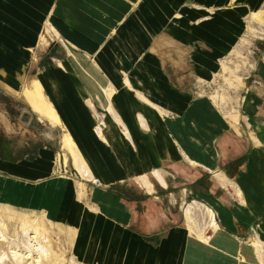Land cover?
Returning <instances> with one entry per match:
<instances>
[{
  "label": "crops",
  "instance_id": "1",
  "mask_svg": "<svg viewBox=\"0 0 264 264\" xmlns=\"http://www.w3.org/2000/svg\"><path fill=\"white\" fill-rule=\"evenodd\" d=\"M249 1L255 8L257 0ZM232 3L233 0H0V30L6 31L0 33V83L6 92L22 99L20 112L5 114L2 119L10 134L11 157L0 153V174L9 173L34 184L43 181L47 187H58L68 194L63 196L64 206L71 215L67 225L76 227L72 236L78 260L88 264H174L162 254L183 239L181 252L177 253L181 264L189 263L193 244L184 227L158 231V216L149 213V222L132 228L128 219L136 207L130 202L119 204L111 196L80 201L72 193L73 184H69V190L68 183L55 176L54 159L58 155L41 145L52 138L55 130L64 128L98 183L118 185L135 179L150 198L155 194L143 187L138 176L153 174L154 169L163 174L165 163L178 166L184 164L182 159L186 166L194 168L199 164L197 156H207L196 153L200 150L194 139L196 129L200 130L196 136L203 142L201 149L216 155V146L210 145L207 138L210 131L201 124L194 129L196 121L205 119L204 103H195L194 82L213 76L243 33L244 10L251 5L248 2L236 7ZM46 25L57 32L65 52L67 47L76 52L75 62L81 58L93 62L99 72L98 82L113 91L108 101L102 85H95L68 56V60H60L63 66L48 65L32 75L20 70L13 75L30 55L26 48L39 42V33ZM33 78L38 79L61 126L41 119L23 98L25 84ZM14 83L18 84L16 88ZM87 99L93 101V106ZM25 106L27 111L23 112ZM99 109L105 113L96 114ZM99 117L104 137L95 131ZM20 137L26 138L28 152L19 150ZM244 168L245 180H235L257 211L258 199L249 192L252 178L246 172H262L264 165L252 151L240 170ZM155 188L154 183V191ZM215 200L211 205L216 204ZM148 212L155 215L154 210ZM261 230L264 244V224ZM147 258L150 261L146 262Z\"/></svg>",
  "mask_w": 264,
  "mask_h": 264
},
{
  "label": "rangeland",
  "instance_id": "2",
  "mask_svg": "<svg viewBox=\"0 0 264 264\" xmlns=\"http://www.w3.org/2000/svg\"><path fill=\"white\" fill-rule=\"evenodd\" d=\"M248 2L251 6L247 11L244 7L243 33L236 40L232 51L224 58L219 70L207 81L194 82L195 103H204L205 115L202 122L196 121L194 129L197 128V124H201L210 131V138L208 132H205V135L208 134L210 145L216 146V155L201 149L203 142L196 136L200 131L196 129L194 139L196 147H200L196 153L207 155L196 157L199 164L190 168L191 166L185 165V159H182L184 164L179 163L178 166L165 163L163 169L166 172H162L161 176L166 185L160 183L152 174H146L148 177L144 178L145 180L142 179L144 174L138 176L137 179L141 181L143 187L149 193H154L156 197L146 196L145 189L141 188L135 179H128L118 185L105 186L97 182L89 167L91 176L84 178L74 165L70 152L63 146V134L67 133L65 130L63 132V127V129L55 130L52 138L43 140L41 145L43 148L54 150L56 157L58 155L54 159L55 176L57 180L66 181L69 190V184L72 183L74 187L72 193L76 194L80 201L91 198L88 201L90 202L94 197L111 196L119 204L129 205L130 202V206L136 207L130 212L128 219L132 228L149 222L150 215L158 216V231L166 232L172 227H184L193 244L190 256L188 255V264H264V244L260 237L261 225L264 224V169L262 172L256 170L246 172L252 178V182H248L250 183L249 192L255 194L258 199L257 211L250 204L252 202L239 182L235 180L236 177L241 182L245 180L242 176L246 168L240 170V167L249 160L252 151L258 155L260 164L264 165V0H257L255 8L249 0H233L230 5L237 7L239 4ZM259 14L263 15L262 21L256 19V15ZM2 32L6 31L0 30L1 34ZM39 34H41L39 42L36 41L35 45L26 48L27 54L30 55L21 63L19 69L13 71V75L20 70L22 74L32 75L48 65L63 66L60 60L67 59L66 56H68V59L73 61L86 76L88 75L95 85H98L99 72L94 69L91 60H82L80 57V63L75 62L76 52L70 47H67L66 52L64 51V45L57 39V32L53 31L50 25H46ZM64 63L73 68L68 61ZM16 83H14L15 88L18 86ZM106 91L110 92L109 86ZM88 100L93 106V101L87 99V102ZM21 101V98L13 97L6 92L0 83V153L6 158L11 157L10 134L5 126L6 122L2 119L5 114L12 116L20 112ZM22 111H27L26 106L22 108ZM97 113L101 115L105 111L99 109ZM46 124L49 125L45 122L44 125ZM52 125L61 126V122ZM18 141L19 150L28 152L29 145H26V138L20 137ZM222 176L242 190L244 201L239 200L234 187L223 185ZM147 180L151 188L147 185ZM153 182L156 186L155 191ZM0 183V229L4 226L5 239L13 240L14 243L5 241L0 244V252L3 251L9 255L6 262L2 264L15 263L14 260L12 261L13 255L10 249L12 246H20L17 250L21 255L30 253L32 257H37L46 254L42 264H72L73 262V264H88L78 260L74 255L72 232L75 224H72V228L70 224L67 225L71 215L66 212L68 206H64V197L68 194H63V189L47 187L43 181L34 184L4 172L0 174ZM212 200H215L216 204L211 205ZM187 208L191 211V222L187 220ZM207 208L217 213L219 228L214 233L208 227ZM151 210L155 211V215L148 212ZM96 211L99 212L98 207ZM191 223H194L197 228L204 229L209 238L207 243L201 241L197 230L191 227ZM22 225H27L29 233L32 230V234L33 228L38 227L42 238H45L43 248L37 241L26 238L27 234L22 235L20 231ZM25 238L26 240H22ZM225 239L230 242L228 244L221 242ZM257 243L260 250L255 249ZM182 244L183 239L172 249H165L166 253L162 254V258L166 261L171 260L174 264H181L182 259L178 253L181 252ZM220 245H229L231 252ZM241 252L246 253L244 260L238 257ZM32 261L31 259L27 263L20 264H33ZM145 261L150 260L147 258Z\"/></svg>",
  "mask_w": 264,
  "mask_h": 264
},
{
  "label": "bare ground",
  "instance_id": "3",
  "mask_svg": "<svg viewBox=\"0 0 264 264\" xmlns=\"http://www.w3.org/2000/svg\"><path fill=\"white\" fill-rule=\"evenodd\" d=\"M261 17H263V15H261V14L256 15V19H258L260 21H262V18ZM98 83L100 85H102L101 82H98ZM102 87H103V90H104V92L106 94L105 95L106 96V99L105 100L108 101L110 99L113 91H112V89H110V92H107L106 91L107 86L102 85ZM44 92H43V90L41 88V85H40L38 79L33 78V79H31L30 81H28L26 83L22 95H23V98L25 99V101H27L30 104V106L35 110V112H37L38 114H40L41 119L42 118L48 119L52 124H59L60 123V120H59L56 112L54 111L52 105H50V103L46 99ZM88 103L90 104L89 100H88ZM90 106H92V105L90 104ZM106 108H108V107H106ZM109 109H111L110 106H109ZM141 121L143 123V119H141ZM102 124H103L102 123V117H99V124L97 126H95V128H96L95 131L98 133V135H100L101 137H104V135L101 132ZM63 135H64L63 136V146L65 147V149L68 152H70V155L73 158L74 165L76 166V168L78 169V171L81 172V174H82V176L84 178H86L88 176H91L86 161L84 160V158L82 157V155L78 151L75 143L72 141V139L69 136V134L68 133H65ZM152 175H153V177H155L156 179H158L160 181V183H162L163 185H166L165 180L163 179V177L161 176V174L156 169L153 170V174ZM142 177H143L142 179L145 180L144 178H147L148 176L147 175H144ZM146 183L149 186V188H151V185L148 183V180L146 181ZM222 183H223V185L225 187H229V186L230 187H234L235 190H236V193L238 195L239 200L241 202L244 201V197H243L244 195L242 193V190L239 187L232 185L223 176H222ZM206 213H207V217L209 219L208 220V227L214 233L219 228V225H218V222H217V218H216V214L217 213L215 214V212L212 209H210V208H207L206 209ZM186 216H187V220L191 222L192 221V218H191L192 215H191L190 208H187L186 209ZM227 224H228V222H227ZM227 224L225 223V225H227ZM190 225H192L191 227L193 229H196L197 230V233H198L201 241L203 243H205V242L207 243L208 240H209V238L206 236L204 229L203 228H197V226L194 223L193 224L191 223ZM3 228H4V226H3ZM3 228L1 227V229H0V244H2L5 241H7L10 244H14L12 242L13 240H9L8 241L7 240L8 238L5 239ZM28 229H29V227H27V225H22L21 228H20V231H21L22 235L25 236L27 234L28 237H26V238H30L31 239V240L29 239L30 241H32V240L37 241V243L43 248L44 247L43 242H44L45 238L44 237L42 238L41 233H39V231H38L39 230L38 227L33 228V230H34L33 234H32V230H31V233H29V230ZM26 238L25 239H22V240H26ZM14 242H16V241H14ZM221 242H223L225 244H228L230 241L228 242L227 239H225V240H221ZM15 244H17V243H15ZM229 245H220V246H222L223 249L231 252V250H229ZM232 245H233V243H232ZM19 247L12 246L10 248L12 250L11 254L13 255L12 256V258H13L12 261L13 260L15 261V263L13 262V264H20L21 262L27 263V261L28 260H31V259L33 260L32 261L33 264H34V262H36V264L37 263L38 264H42V259L47 256L46 254L43 255V256L41 254V256L38 255L37 257H32L30 255V253L27 254V255H25V254H22L21 255V254H18V251L19 250H17V249ZM255 249L260 250L258 243L255 245ZM257 255H258V252H257ZM7 256H9L8 253H5L3 251L0 252V264L6 262ZM245 256H246V254L245 253L243 254L242 252L238 255V257L240 259H242V260L245 259ZM259 257H260V254H259ZM260 259H261V257H260Z\"/></svg>",
  "mask_w": 264,
  "mask_h": 264
}]
</instances>
